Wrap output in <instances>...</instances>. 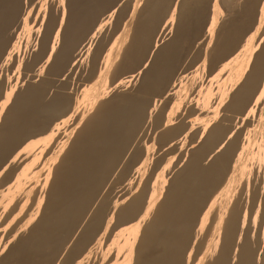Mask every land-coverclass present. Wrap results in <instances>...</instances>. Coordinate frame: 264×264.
<instances>
[{
  "label": "rangeland",
  "instance_id": "374dc122",
  "mask_svg": "<svg viewBox=\"0 0 264 264\" xmlns=\"http://www.w3.org/2000/svg\"><path fill=\"white\" fill-rule=\"evenodd\" d=\"M263 35L264 0H0V144L2 143L0 145V162H3L1 156L4 157V153L8 152L5 153V164L0 163V166L3 165L0 167V176H2L0 179V189L1 186L3 188V184L4 187H6L5 184L7 185L9 182V185H7L8 187H6L8 195L5 194L6 189H4L5 192H2V190L0 191V197L2 196L3 199H5L3 200L1 198L0 201V251L2 249L0 252V263L44 264L46 262L45 264H64L63 262H65V264H88L93 260L91 262L94 263L91 264H126V261L132 257H136L137 260L138 257L139 259L142 257L141 259L143 261L141 259L142 262L138 260V264H157V262L158 264L159 262L162 264V260L168 256L164 260V264L165 261L166 264H175L173 263V258L176 257L177 254H183V257L181 255V258L184 259V264H205L207 261L208 263L206 264L212 262H214L212 264H218L216 257H214V253L211 252L210 243L208 244V241H212V239H214L213 241H219V237L223 234V236H225H222L223 238H220V241L224 240V242L219 241L218 245L222 243L221 245L224 247V244L226 243V235L231 233V230L233 229L235 232H242L241 236L244 237V232L247 233V228L245 227L247 219L243 220L239 225L237 224L238 226L241 224V229L240 227L232 226L230 229H233H229V232L228 229L223 228L221 230L222 233H219L220 231L217 233L216 230H218V228L221 229L223 226L221 224L226 220L224 218H227L229 213L231 214V210L235 213H242L247 207H251L253 215L256 214V210H259L258 213L260 212L256 223L257 232L255 231L252 235H255V240L257 237L261 238V234L264 230V213L262 211L264 210V208H262V205L264 204V196L257 194L252 200L250 194L252 193L253 184L255 193L257 190L261 192L264 189V185H262L264 183V174H262L264 173V170L261 171L260 169H264V143H262V140L264 142V96H262V94H264V77L262 78V76H260L264 72ZM111 48H118L117 51L121 55L118 54V57L115 58V67L113 65L109 72L99 76L98 69L107 64V56ZM89 51H91L90 55L85 54V52ZM163 54L165 55L163 56ZM74 59H80L84 64H74ZM242 62L244 63L242 64ZM247 66L250 67L248 68ZM254 66H256L258 70ZM252 68L256 69H253V73L256 71L259 75L256 73H250ZM259 70H261V73ZM152 73L155 74V79L154 74L152 75ZM147 76L152 78H148ZM250 78H257L256 80L261 79L262 81H255L253 79L255 82H252V79ZM154 84L157 87H155ZM93 85H95L94 89L91 87ZM248 85L250 87L255 85V88L253 86L251 89ZM147 86L152 88L149 89ZM248 88L250 89L248 90ZM42 95L44 96L42 97ZM45 96L47 99L44 98ZM132 97L136 99L133 104L132 102L134 99ZM39 98L41 99V102H39ZM239 99L241 101H239ZM42 100L45 101L42 102ZM112 102L116 103H113V105ZM108 104H110L109 107ZM116 104L117 106H115ZM112 105L113 107L115 106L114 111H116V114L111 110L113 108ZM47 107L49 108L47 109ZM116 108L118 111L115 110ZM105 110H107L106 113H113V116L110 117L109 115L112 114H106ZM139 111L140 114L137 115ZM124 114L127 116H124ZM31 115L34 116L35 119L31 117ZM102 115H108L110 118H106ZM22 116L24 118H22ZM99 116H102V119ZM131 116L133 117L132 121H130V118H132ZM116 117L120 121H117ZM41 118H45L43 120L47 122L45 123ZM53 118L57 121L56 123L53 121ZM195 119H208L209 121L211 119L210 125L203 127L200 126L198 129L191 130L180 127L182 122ZM48 122L51 124L54 122L52 127ZM224 122L225 124L227 122V124L225 125ZM47 123L48 125H46ZM228 123L230 124L228 125ZM110 124H116L118 129L115 131L109 130L108 127ZM40 125L42 126L40 127ZM90 127L91 129L93 127V131L90 130ZM205 127L207 129H205ZM38 128L42 129L39 130ZM83 129H86L85 131L89 129V132H87L92 133L89 135L88 133L85 134ZM255 129L256 131H253ZM215 130H218L219 132L216 131L214 133ZM43 131H45L46 134L43 133ZM217 132L219 135H217ZM96 133L99 134L97 135ZM102 133H106V135ZM118 133L121 134L122 137ZM221 133L222 136H224L223 138ZM233 133L234 135H232ZM92 135L94 141L92 138H89L92 137ZM104 135L111 137L108 140ZM8 137L10 138L7 139ZM101 137L103 140L99 141V138L101 139ZM95 138H98V141ZM212 139H214V141H212ZM219 139H221V141L223 139L222 144L219 142ZM164 140H166V142ZM5 141L9 143L8 145L12 146H7V142L5 143ZM117 141H120V143L117 144ZM216 141H218L221 146H216L215 144H219ZM5 146H7L6 149ZM16 146L17 148H12ZM38 146L40 148H38ZM111 146L115 147L116 150L114 148H112L114 150L110 149ZM98 147L100 148V151L98 150ZM89 148H92L93 151H91L92 149L89 150ZM95 148L98 149L94 151ZM260 148L261 150L259 152ZM34 149L35 151L33 154ZM257 149L258 152L252 154L253 150L257 151ZM11 151H13V153ZM101 151H107L112 154L115 151V155L113 154L114 157L112 154L104 152V154L112 156H110L111 162H113L112 164L110 163L109 165L107 162V156L102 155L103 153ZM26 152L27 154H25ZM64 154H66L68 158ZM83 155L86 156L84 157ZM253 155L254 157H252ZM255 155L259 158H257V156L255 157ZM16 156L18 157L14 158ZM100 156L102 160L99 159ZM104 156L105 159H103ZM64 157L65 160H67L66 162ZM251 157L253 158V161L251 160ZM9 158L12 161L8 160ZM77 158H80V161ZM116 158L119 159L117 160ZM85 159H87V161ZM88 159L90 162L93 160V162L89 163ZM6 160L7 162H5ZM84 160L88 163L86 164L83 162ZM245 162L250 166L249 171H253L252 178L250 176L252 172L248 173V178L243 182L248 185L249 183L247 181L250 180L249 182L252 186L246 187L250 188L251 193H249V189H246V193L243 183L242 185L244 188L242 185L239 186L240 188H236V185L234 184V182L237 181L238 173H241L240 171L243 170L241 168H244L243 166L246 165ZM252 162H255L254 165L256 167H252ZM6 163L7 166H5ZM69 163L71 164L69 165ZM94 163L95 165L90 167V165ZM13 164H15L14 168ZM73 164L75 166H73ZM81 164L83 166H81ZM126 164L128 166H126ZM257 164L259 167H257ZM67 165H69V167ZM71 165L73 167L77 166V169L75 168L73 170ZM177 165L181 166V169L183 170L181 171L180 169V171L183 174L180 173V171L177 173L174 171V168H176ZM78 166H81L80 170L83 169V172L79 170ZM209 166H212V170ZM4 167H8L5 169L6 171H4ZM87 167H89V169ZM95 167H98L99 170H96ZM213 167H216L215 170ZM63 168H65V170ZM251 168L255 169L251 170ZM62 169L63 171H61ZM87 169L90 171L88 172ZM190 169L191 173H189ZM207 169H210L209 171L212 172H208ZM43 170H45L43 173L44 175H41V180L39 179V182H37L38 180L36 177L39 173L38 171L41 172ZM56 170H60L61 175H59L60 171L56 175ZM255 171H258L257 174L259 173L260 175L261 173L263 176L254 175ZM196 172L202 176L204 174L205 177L203 178L206 179L204 180L206 182L208 181L207 179L210 178L207 182L209 185L204 181L202 183L203 185L205 183L204 187L200 185L201 188L203 187V189L207 191H203V189L199 187V183L197 184L195 181L198 177ZM224 172H229V174L222 183L218 184V181L217 179L215 180V178L220 174H224ZM4 173H6V175H4ZM121 173L124 175L122 178H120L122 175ZM8 174L9 176H7ZM64 174H66L65 176L68 174V176L65 177ZM62 175L63 177H61ZM95 175H98L100 178ZM206 175H208L207 178ZM11 176L12 178H10ZM57 176H60V178L57 179ZM78 176L81 178H78ZM179 176L182 179L179 178ZM6 177H9V179L7 178V180ZM107 177L110 178L108 179ZM42 178L43 180L46 178V182L43 181ZM62 178H65L66 180L64 179L63 182ZM255 178L258 179V182ZM2 179L4 182H2ZM254 180L259 183V185ZM5 181L7 183H5ZM15 181H17V183ZM88 181L91 182L89 183ZM51 182H53V184L49 186ZM66 182L68 187L66 186ZM42 183H47L48 185L46 184L45 186V184L43 185ZM171 183L176 185L180 184L178 187L181 190L187 188V185L189 187L187 189H191L190 191H196L197 189H194L195 187H199L200 189V192L198 191L199 189L197 190L199 192L198 195L201 194L200 197H198V195L196 197H194L195 195L193 196L192 201L195 200L192 202V205H194L192 211L193 216L189 215L188 219H191L189 222L188 219L186 220L188 216H185V218L179 217L172 221L166 219L165 222L156 217V219H158L156 221L154 217L155 215L152 216L151 212L148 213L149 209L146 203H138L139 205L135 203V197L133 196L137 197L144 188H148V190L150 189V193L155 194V196H158L160 193V196L162 194L163 197L164 190L166 189L165 187L167 185V187H171ZM13 184L16 186L14 187ZM59 185L62 187H58ZM95 185L97 187H95ZM182 185L185 187H180ZM55 186L57 188L56 191ZM214 186L217 187L214 188ZM69 187H71L72 190ZM161 187L164 189L163 191H161ZM211 187L214 188L215 191L214 189L212 190ZM39 189H41L42 192L41 190L39 191ZM50 189L55 191V193L57 192L56 195L55 193H50V191L52 192ZM91 189L94 190L92 191ZM43 191L44 196L46 193L47 195L50 193L49 196L46 195V200L42 194ZM130 191L133 192L131 193ZM40 192L41 195L39 194ZM74 192L76 196L74 195ZM86 192L88 193L85 194ZM124 192L128 194L125 195ZM2 193L4 194L2 195ZM59 193H62V195ZM209 193L211 194V197H209ZM242 193L246 196H243ZM38 194L39 197H41V204L49 198L48 201L43 204L44 206L42 205L43 209L45 208L44 210L47 213L45 215L48 216V218L44 213L42 214L43 216L36 215L37 219L35 216L32 224L23 227L20 230V233L23 232L25 235L12 233L16 230V226H19L18 222L20 219L27 216L28 209H31L32 206H34V200L37 199ZM67 194L69 197L66 199ZM51 195H53V197ZM54 195L55 197H59H56V199ZM18 196L23 197L21 199L19 198V200L16 198ZM64 196L66 197L64 198ZM231 196H234V198ZM11 197H13V201L11 200ZM60 197L62 198L64 205L61 204L62 201ZM119 197L121 200H115ZM240 198L243 199L240 201ZM207 199L210 202H208ZM249 199L251 201H248ZM51 200L54 202V206L52 205ZM67 201H69V206ZM121 201L123 205L121 204ZM130 201H133V204ZM162 201H165L163 206L166 208V206H168L166 203L171 202L172 200H167L163 197ZM50 202L51 204L49 205ZM114 202H119V204H115ZM199 202H201V204ZM75 203L77 205H75ZM30 204L32 205L30 206ZM60 205L65 207L61 208ZM66 205L68 206L67 208ZM71 205L73 207H70ZM114 205H116V207ZM241 205L242 211L240 208ZM48 206L52 207L49 208ZM75 206H77V208ZM74 207L75 209L73 210ZM122 207H124V209ZM164 207L161 209H164ZM252 207H254V210ZM105 208L108 209L105 210ZM199 208L202 209L199 210ZM233 208L237 210L233 211ZM51 209H53L54 212ZM71 209L75 212H72ZM104 211L106 212L104 213ZM200 211L202 212L201 214ZM96 212H98V214ZM104 215L105 217L103 218ZM78 216L80 217L78 218ZM86 216L90 218L88 219ZM39 217H43L44 219ZM63 217L64 219H62ZM58 218L60 219L59 222ZM69 218L71 221L74 219L76 220H74L75 222L73 221L76 223V225L74 224L75 227H72L70 225L71 223L69 224L66 222H70ZM98 218L99 220H97ZM38 219L40 222L36 221ZM178 219L180 220V223H177L179 221ZM216 220L218 222H216ZM87 222L90 224H87ZM258 222L260 224L263 223L261 229L259 227L260 224L258 226ZM57 223L59 225L62 223V226L57 225ZM67 224H69L70 229L67 227ZM97 224L99 227H97ZM90 225L95 226L91 227ZM55 226L57 228H55ZM65 227L69 230H66ZM191 227L192 229H190ZM63 228L64 230H61ZM194 228L199 229L196 230ZM258 228L259 232L257 230ZM193 229L197 232H194ZM65 230L68 232L64 233ZM83 230L86 232L87 236L81 238L82 234L80 233L83 232V234H85ZM129 230L130 232L132 231L131 233L134 232V235H138H135V239L137 240L133 239V237L129 238ZM225 230L227 231V234L225 233ZM186 231L191 234L189 238L192 237V239H189V244L192 243V246L188 244L191 247H187V245V248L185 247L183 251H180L183 248L178 244V239L180 238L179 235H184ZM192 231L196 234L193 233L192 235ZM217 234L220 235L217 236ZM144 235L146 236L144 237ZM162 235H167V245H177L172 248L166 245L162 246ZM9 236L10 238H8ZM148 236L154 238V240L152 238L148 239ZM15 237H17L18 241ZM176 237H178L177 240ZM201 237L204 239V243L200 242L202 241ZM86 239L88 242L85 241ZM76 241L77 243L79 241H85L84 244L82 243L84 248L80 247ZM197 241L202 245L193 248V242H195L196 246L198 243ZM7 242H9L8 246L10 248H6ZM148 242H151L149 244L152 246H148ZM13 244H16V246ZM85 244H87V246ZM11 245L14 247L11 248ZM73 245L77 246L76 250L78 249L77 251L79 253L81 252L80 254H75L77 251L74 250L75 246ZM120 245L121 247H118ZM260 245L254 246L251 250L252 254H254L253 259L258 257L259 251L261 250ZM114 246L119 248L118 251H114L113 249L114 252L110 256L108 255L109 257L106 256L105 252L107 249H111ZM134 247L137 248L135 249ZM223 247H221V250H223ZM129 248L131 251L133 248V251H135L136 254L133 251L130 252ZM74 251L76 252L74 253ZM6 252L7 254H5ZM182 252H185L186 256H184L185 254ZM227 252L228 251H226V253ZM69 253L77 255V257L73 255L72 257ZM162 253L163 255L165 254V258H162ZM209 253L210 255L212 254L211 256L209 255L212 262H210L211 259L209 260V257H206ZM68 255L71 259L67 258ZM129 255L132 257L129 258ZM194 256L198 262L195 260ZM199 257H202L203 259H200ZM34 261L35 263H33ZM177 264H182V261Z\"/></svg>",
  "mask_w": 264,
  "mask_h": 264
},
{
  "label": "bare ground",
  "instance_id": "6f19581e",
  "mask_svg": "<svg viewBox=\"0 0 264 264\" xmlns=\"http://www.w3.org/2000/svg\"><path fill=\"white\" fill-rule=\"evenodd\" d=\"M128 35H129V34H128ZM256 35H257V34H256ZM97 36H98V35H97ZM97 36H96V37H97ZM263 36H264V35H263ZM257 37H258V36H257ZM260 37H261V36H260ZM260 37H259V38H260ZM96 39H97V38H96ZM123 39H124V38H123ZM122 41H123V40H122ZM172 42H173V41H172ZM123 43H124V42H123ZM117 49H118V48H117ZM117 49H116V48H111V50L108 52V56H107V57H108V61H107V64H106V65H103V67H101L100 69H98L99 72H98V70H97V72L99 73V76H101L102 74H106L107 72H109V70H110V69L112 68V66L114 65L115 58H117V57H118V54H120V53L117 51ZM145 49H146V48H145ZM72 50H73V49H72ZM76 50H77V49H76ZM74 51H75V50H74ZM149 51H150V50H149ZM152 52H154V51H152ZM152 52H151V53H152ZM164 52H165V51H164ZM81 53H82V52H81ZM85 54L90 55V54H91V51H89V52H85ZM83 55H84V54H83ZM99 55H100V53H99ZM120 55H121V54H120ZM120 55H119V56H120ZM164 55H165V54H163V56H164ZM94 56H95V55H94ZM163 56H162V58H163ZM97 57H98V56H97ZM105 59H106V58H105ZM97 60H98V59H97ZM160 60H161V59H160ZM262 60H263V59H262ZM138 61H139V60H138ZM147 61H148V60H147ZM167 61H169V60H167ZM260 61H261V60H260ZM263 61H264V60H263ZM74 62H75L74 64H77V65H79V64H84V62H83L82 60H80V59H74ZM100 62H101V61H100ZM117 62H118V61H117ZM153 62H154V61H153ZM71 63H72V62H71ZM135 63H136V62H135ZM159 63H160V62H159ZM170 63H172V62H170ZM243 63H244V62H242V64H243ZM245 63H246V62H245ZM257 63H258V62H257ZM259 63H260V62H259ZM262 63H263V62H262ZM69 64H70V63H69ZM115 64H116V63H115ZM136 64H137V63H136ZM136 64H135V65H136ZM156 64H157V63H156ZM141 65H142V64H141ZM151 65H152V64H151ZM171 65H172V64H171ZM247 65H248V64H247ZM256 65H257V64H256ZM261 65H262V64H261ZM154 66H155V65H154ZM157 66H158V65H157ZM157 66H156V67H157ZM165 66H166V65H165ZM74 67H75V66H74ZM114 67H115V65H114ZM156 67H155V68H156ZM247 67H248V66H247ZM249 67H250V66H249ZM249 67H248V68H249ZM254 67L258 70V68H257L256 66H254ZM258 67H259V66H258ZM148 68H149V67H148ZM160 68H161V66H160ZM255 68H252L250 73H253V69H255ZM144 69H145V68H144ZM256 69H255V70H256ZM262 69H263V68H262ZM142 70H143V69H142ZM149 70H150V68H149ZM149 70H148V71H149ZM151 70H152V69H151ZM148 71H147V73H148ZM259 71H260V73H261V70H259ZM259 71H258V73H259ZM263 71H264V70H263ZM142 72H143V71H142ZM151 72H152V71H151ZM254 73H256V71H255ZM254 73H253V74H254ZM263 73H264V72H263ZM263 73L260 75V76H262V78L264 77V74H263ZM144 74H145V71H144ZM153 74H154V73H152V75H153ZM157 74H158V73H157ZM256 74H257V73H256ZM139 75H140V74H139ZM152 75H151V76H152ZM251 75H252V74H251ZM257 75H259V74H257ZM257 75H256V76H257ZM97 76H98V75H97ZM97 76H96V77H97ZM103 76H104V75H103ZM109 76H110V75H109ZM149 76H150V75H149ZM254 76H255V75H254ZM260 76H259V77H260ZM105 77H106V76H105ZM107 77H108V76H107ZM134 77H135V75H134ZM136 77H137V76H136ZM145 77H146V76H145ZM147 77H148V76H147ZM152 77H153V76H152ZM152 77H148V78H152ZM101 78H102V77H101ZM103 78H104V77H103ZM137 78H138V77H137ZM142 78H143V77H142ZM159 78H160V77H159ZM260 78H261V77H260ZM139 79H141V78H139ZM143 79H144V78H143ZM146 79H147V78H146ZM154 79H155V74H154ZM160 79H161V78H160ZM162 79H163V78H162ZM250 79H252V82H253L254 80H255V81H259V80H260V82L262 81V80L259 79V78H258L259 80H256L257 78H256V79H254V78H250ZM253 79H254V80H253ZM147 80H148V79H147ZM245 80H246V79H245ZM263 80H264V79H263ZM160 81H161V80H160ZM255 81H254V82H255ZM137 82H138V81H137ZM141 82H142V81H141ZM141 82H140V83H141ZM158 82H159V80H158ZM245 82H246V81H245ZM95 83H96V82H95ZM151 83H154V82H151ZM249 83H250V82H249ZM96 84H97V83H96ZM137 84H138V83H137ZM155 84L157 85L156 82H155ZM155 84H154V86L157 87ZM158 84H160V83H158ZM256 84H257V83H256ZM256 84H255V85H256ZM148 85H150V84H148ZM250 85H251V84H250ZM255 85H253L254 88H255ZM261 85H262V84H261ZM100 86H101V85H100ZM100 86H99V87H100ZM141 86H142V85H141ZM151 86H152V84H151ZM246 86H247V85H246ZM246 86H245V87H246ZM248 86H249V85H248ZM253 86H251V87L249 86V87L252 89ZM91 87L94 89V88H95V85H93V86H91ZM97 87H98V86H97ZM147 87H148L149 89L152 88V87H150V86H147ZM237 87H238V86H237ZM208 88H209V87H208ZM242 88H243V87H242ZM250 88H248V90H249ZM93 89H92V90H93ZM101 89H103V88H101ZM144 89H145V88H144ZM153 89H154V88H153ZM261 89H262V88H261ZM103 90H105V89H103ZM208 90H209V89H208ZM254 90H255V89H254ZM145 91H146V90H145ZM149 91H150V90H149ZM220 91H221V90H220ZM239 91H240V90H239ZM250 91H251V90H250ZM102 92H103V91H102ZM104 92H105V91H104ZM143 93H144V92H143ZM33 94H34V93H33ZM33 94H32V95H33ZM144 94H145V93H144ZM34 95H35V94H34ZM38 96H39V95H38ZM43 96H44V95H42V97H43ZM46 96H47V95H46ZM46 96H45L44 98L47 99ZM254 96H255V95H254ZM262 96H264V94H262ZM42 97H40V98H42ZM259 97H260V96H259ZM40 98H39V100H40L39 102H41V99H40ZM48 98H49V97H48ZM125 98H126V97H125ZM125 98H123V99H125ZM127 98H128V97H127ZM132 98H133V97H132ZM46 99H45V100H46ZM49 99H50V98H49ZM52 99H53V98H52ZM129 99H130V98H129ZM129 99H128V100H129ZM133 99H134V98H133ZM246 99H248V98H246ZM250 99H251V98H250ZM257 99H258V98H257ZM34 100H35V99H34ZM45 100H42V102H44ZM128 100H127V101H128ZM135 100H136V99L133 100L132 104L135 102ZM242 100H243V99H242ZM252 100H253V99H252ZM254 100H255V98H254ZM260 100H262V99H260ZM48 101H50V100H48ZM48 101H46V102H48ZM52 101H53V100H52ZM127 101H126V102H127ZM239 101H241V100L239 99ZM33 102H34V101H33ZM35 102H36V100H35ZM37 102H38V100H37ZM39 102H38V103H39ZM126 102H124V103H126ZM129 102H130V101H129ZM19 103H21V102H19ZM113 103H116V102H112V104H113ZM118 103H119V102H118ZM118 103H117V104H118ZM130 103H131V102H130ZM32 104H33V103H32ZM117 104H116L115 106H117ZM119 104H120V103H119ZM122 104H123V102H122ZM126 104H128V103H126ZM126 104H125V106H126ZM232 104H233V103H232ZM109 105H110V104H108V107H109ZM113 105H114V104H113ZM113 105H112V107H113ZM129 105H130V104H129ZM246 105H247V104H246ZM53 106H54V105H53ZM115 106H114V107H115ZM56 107H57V105H56ZM58 107H59V106H58ZM114 107H113L111 110H113V112H115V114H116V111H114ZM122 107H124V106H122ZM36 108H37V106H36ZM48 108H49V107H47V109H48ZM50 108H51V107H50ZM54 108H55V106H54ZM105 108H106V107H105ZM110 108H111V107H110ZM120 108H121V107H120ZM126 108H127V107H126ZM137 108H138V107H137ZM137 108H136V109H137ZM252 108H253V107H252ZM258 108H259V107H258ZM56 109H58V108H56ZM59 109H60V107H59ZM121 109H122V108H121ZM235 109H237V108H235ZM42 110H43V108H42ZM54 110H55V109H54ZM103 110H104V109H103ZM108 110H109V108H108ZM115 110H117V108H116ZM118 110H119V106H118ZM118 110H117V111H118ZM125 110H126V109H125ZM33 111H34V110H33ZM55 111H56V110H55ZM58 111H59V110H58ZM140 111H142V110H140ZM140 111H139V113H138L137 115L140 114ZM241 111H242V110H241ZM106 112H107V110H105V113H106ZM108 112H109V111H108ZM120 112H121V111H120ZM128 112H129V111H128ZM137 112H138V111H137ZM263 112H264V111H263ZM26 113H27V112H26ZM103 113H104V112H103ZM103 113H102V114H103ZM109 113H110V112H109ZM109 113H106V114L109 115ZM118 113H119V112H118ZM129 113H130V112H129ZM27 114H28V113H27ZM110 114H112V115H109L110 117L113 116V113H110ZM125 114H126V113H125ZM125 114H124V116H127V115H125ZM135 114H136V113H135ZM14 115H16V114H14ZM18 115H19V114H18ZM32 115H33V114H32ZM32 115H31V117L34 118V116H32ZM37 115H38V114H37ZM108 115H102V116H105L106 118H110V117H108ZM151 115H152V114H151ZM20 116H21V115H20ZM102 116H101V117H102ZM114 116H115V115H114ZM117 116H119V115H117ZM158 116H159V115H158ZM38 117H39V116H38ZM99 117H100V116H99ZM101 117H100V118H101ZM105 117H104V118H105ZM120 117H121V116H120ZM120 117H119V118H120ZM131 117H132V116H131ZM22 118H24V117L22 116ZM33 118H30V119H33ZM45 118H46V117H45ZM45 118H41V119L43 120V119H45ZM48 118H49V117H48ZM104 118H103V120H104ZM112 118H113V117H112ZM116 118H117V117H116ZM152 118H153V117H152ZM34 119H35V118H34ZM46 119H47V118H46ZM51 119H52V118H51ZM101 119H102V118H101ZM130 119H131L130 121H132L133 117L130 118ZM36 120H37V119H36ZM36 120H35V121H36ZM110 120H111V119H110ZM110 120H109V121H110ZM114 120H115V119H114ZM122 120H123V119H122ZM152 120H153V119H152ZM184 120H185V119H184ZM207 120H208V119H207ZM207 120H206V119H205V120H197V119H195V120H192V121L189 120V121L182 122V123L180 122V123H181V124H180V125H181L180 127H181V128L184 127L185 129H190V130H191V129H196V128L198 129V127L200 128V126H202V127H203V126H209V125H210V121H211V119H210V121L208 120L209 122H208ZM215 120H216V119H215ZM229 120H230V119H229ZM233 120H234V119H233ZM35 121H34V122H35ZM43 121H44V120H43ZM53 121H55V123L57 122L54 118H53ZM97 121H98V120H97ZM112 121H113V119H112ZM117 121H120V120H118V118H117ZM126 121H127V120H126ZM180 121H181V120H180ZM182 121H183V120H182ZM222 121H223V120H222ZM224 121H225V120H224ZM31 122H32V121H31ZM39 122H40V121H39ZM44 122H45V121H44ZM44 122H43V123H44ZM46 122H47V121H46ZM46 122H45V123H46ZM123 122H124V121H123ZM40 123H41V122H40ZM48 123H50V122H48ZM48 123H47L46 125H48ZM213 123H214V120H213ZM38 124H39V123H38ZM50 124H51V123H50ZM52 124H54V122H53ZM52 124H51V127H52ZM94 124H95V123H94ZM127 124H128V123H127ZM182 124H183V125H182ZM224 124H225V122H224ZM226 124H227V122H226ZM226 124H225V125H226ZM229 124H230V123H228V125H229ZM9 125H10V124H9ZM23 125H25V124H23ZM23 125H22V126H23ZM32 125H34V124H32ZM124 125H125V124H124ZM220 125H221V124H220ZM222 125H223V124H222ZM225 125H224V126H225ZM4 126H5V125H4ZM41 126H42V125H40V127H41ZM43 126H44V125H43ZM93 127H94V126H93ZM93 127H92V129H93ZM121 127H122V126H121ZM169 127H170V126H169ZM21 128H22V127H21ZM34 128H35V127H34ZM45 128H47V127H45ZM48 128H49V126H48ZM48 128H47V130H49ZM119 128H120V126H119ZM167 128H168V127H167ZM230 128H231V127H230ZM27 129H28V128H27ZM38 129H39V128H38ZM40 129H42V128H40ZM40 129H39V130H40ZM43 129H44V128H43ZM86 129H87V128H86ZM86 129H83V130L85 131ZM92 129H91V127H90V130H92ZM108 129H109V130H113V131H115V130L118 129V128L116 127V124H110L109 127H108ZM121 129H122V128H121ZM129 129H130V128H129ZM205 129H207V128L205 127ZM211 129H212V128H211ZM219 129H220V128H219ZM226 129H228V128H226ZM258 129H259V128H258ZM24 130H25V129H24ZM39 130H38V131H39ZM44 130H45V129H44ZM126 130H127V129H126ZM22 131H23V130H22ZM26 131H27V130H26ZM29 131H30V130H29ZM29 131H28V132H29ZM32 131H33V130H32ZM49 131H50V130H49ZM87 131L89 132V129H88ZM87 131H85V134L88 133ZM92 131H93V130H92ZM216 131H218V130H215L214 133H215ZM251 131H252V130H251ZM253 131H256V129L253 130ZM36 132H37V131H36ZM218 132H219V131H218ZM218 132H217V135H219ZM225 132H226V131H225ZM259 132H260V131H259ZM30 133H31V132H30ZM43 133H45V131H43ZM91 133H92V132H91ZM91 133H88V135L91 134ZM100 133H101V132H100ZM119 133H120V132H119ZM119 133H118V134H119ZM210 133H212V132H210ZM41 134H42V133H41ZM45 134H46V133H45ZM96 134L98 135L99 133H96ZM102 134H105V135H106V133H102ZM195 134H196V133H195ZM8 135L10 136L9 133H8ZM30 135H31V134H30ZM33 135H34V134H33ZM105 135H104V136H105ZM108 135H109V133H108ZM110 135H111V133H110ZM119 135L121 136V134H119ZM171 135H172V134H171ZM208 135H209V133H208ZM232 135H234V133H233ZM3 136H4V135H3ZM21 136H23V135H21ZM84 136H86V135H84ZM101 136H103V135H101ZM206 136H207V135H206ZM206 136H204V137H206ZM221 136H222V133H221ZM262 136H263V135H262ZM5 137H7V136H5ZM24 137H26V136H24ZM31 137H32V136H31ZM31 137H30V138H31ZM34 137H35V135H34ZM87 137H88V136H87ZM105 137H107V136H105ZM110 137H111V136H110ZM110 137H107L108 140L110 139ZM121 137H122V136H121ZM217 137L220 138L219 136H217ZM217 137H216V138H217ZM223 137H224V136H222V138H223ZM252 137H253V136H252ZM9 138H10V137H8L7 139H9ZM12 138H13V137H12ZM16 138H17V137H16ZM21 138H22V137H21ZM27 138H28V137H27ZM89 138H92L93 141H94L93 135H92V137H89ZM107 138H106V140H107ZM112 138H114V137H112ZM118 138H119V137H118ZM218 138H217V139H218ZM233 138H234V136H233ZM258 138H259V137H258ZM95 139H96V138H95ZM97 139H98V138H97ZM97 139H96V140H97ZM119 139H121V138H119ZM217 139H216V140H217ZM254 139H255V138H254ZM100 140H103V138H102V137H101V139L99 138V141H100ZM124 140H125V139H124ZM178 140H179V139H178ZM9 141H10V140H9ZM97 141H98V140H97ZM111 141H112V140H111ZM114 141H116V140H114ZM122 141H123V140H122ZM122 141H121V142H122ZM164 141L166 142V140H164ZM212 141H214V139H212ZM0 142H1V141H0ZM6 142H7V141H5V143H6ZM10 142H11V141H10ZM106 142H107V141H106ZM108 142H110V141H108ZM162 142H163V141H162ZM216 142H217V143L221 142V144H222L223 139H222V141H221V139H219V142H218V141H216ZM255 142H256V141H255ZM19 143H20V141H19ZM26 143H27V142H26ZM114 143H115V142H114ZM118 143H120V141H119V142L117 141V144H118ZM213 143H214V142H213ZM213 143H212V144H213ZM262 143H264L263 140H262ZM1 144H2V143H1ZM1 144H0V145H1ZM8 144H9V143L7 142V144H6L7 146H12V145H8ZM10 144H11V143H10ZM41 144H42V143H41ZM93 144H94V143H93ZM109 144H110V143H109ZM192 144H193V143H192ZM221 144L219 143V144H215V145H216V146H217V145H220V146H221ZM259 144H260V143H259ZM14 145H15V144H14ZM198 145H199V144H198ZM7 146H5V149H6ZM31 146H32V145H31ZM35 146H36V144H35ZM41 146H42V145H41ZM88 146H89V145H88ZM99 146H100V145H99ZM102 146H103V145H102ZM102 146H101V148L103 149ZM108 146H110V145H108ZM112 146H113V145H112ZM112 146H111L110 149H112V148L115 149V147H112ZM241 146H242V145H241ZM256 146H257V145H256ZM27 147H28V146H27ZM29 147H30V146H29ZM89 147H90V146H89ZM93 147H95V146H93ZM117 147H118V146H117ZM258 147H259V145H258ZM12 148H13V149H14V148H17V146H16V147H12ZM31 148H33V147H31ZM31 148H30V150H31ZM35 148H36V147H35ZM38 148H40V147L38 146ZM87 148H88V147H87ZM98 148H99V147H98ZM98 148H95L94 151H96V149H98ZM105 148H106V146H105ZM5 149H4V150H5ZM25 149H26V148H25ZM25 149H24V150H25ZM80 149H81V148H80ZM80 149H79V150H80ZM90 149H92V148H89V150H90ZM114 149H112V150H114ZM118 149H119V148H118ZM36 150H37V149H36ZM70 150H71V149H70ZM98 150L100 151V148H99ZM115 150H116V149H115ZM260 150H261V148L259 149V152H260ZM34 151H35V149L33 150V154H34ZM85 151H86V150H85ZM91 151H93V149H92ZM91 151H90V152H91ZM102 151H103V150H102ZM102 151H101V152H102ZM11 152L13 153V151H11ZM27 152H28V151H27ZM27 152H26L25 154H27ZM83 152H84V150H83ZM83 152H82V153H83ZM88 152H89V151H88ZM104 152H107V151H104ZM104 152H102V153H103L102 155H106V154H104ZM111 152H113V151H111ZM114 152H115V151H114ZM114 152H113V154L115 155ZM254 152H258V149H257V151H254V150H253V153H252V154H254ZM5 153H8V152H5ZM5 153H4V157H5ZM9 153H10V151H9ZM67 153H68V152H67ZM73 153H74V152H73ZM84 153H85V152H84ZM84 153H83V154H84ZM94 153H96V152H94ZM97 153H98V152H97ZM107 153H108V152H107ZM262 153H263V152H262ZM22 154H23V153H22ZM30 154H31V152H30ZM74 154H75V153H74ZM76 154H77V151H76ZM98 154H99V153H98ZM108 154H112V153H108ZM108 154L106 155V156H107V162H108L109 165H110V163L112 164L113 162H111V159H110V156H111V155L109 156ZM113 154H112V156H113ZM181 154H182V153H181ZM257 154H258V153H257ZM263 154H264V153H263ZM6 155H7V154H6ZM14 155H16V154H14ZM64 155H66V154H64ZM68 155H69V153H68ZM88 155H89V154H88ZM99 155H100V154H99ZM258 155H259V154H258ZM9 156H10V155H9ZM28 156H29V155H28ZM71 156H72V155H71ZM76 156H77V155H76ZM80 156H81V155H80ZM83 156L85 157L86 155H83ZM93 156H94V155H93ZM112 156H111V157H112ZM246 156H247V155H246ZM256 156H257V155H255V157H256ZM1 157H2V159H3V160H2L3 162H0V163L5 164V163H4V157H3V156H1ZM11 157H12V156H11ZM17 157H18V156L14 157V158H17ZM66 157H67V155H66ZM72 157H73V156H72ZM84 157H83V158H84ZM87 157H89V156H87ZM87 157H86V158H87ZM95 157H96V155H95ZM113 157H114V156H113ZM252 157H254V155H253ZM252 157H251V160L253 161V158H252ZM12 158H13V157H12ZM21 158H22V157H21ZM67 158H68V157H67ZM92 158H94V157H92ZM96 158H97V157H96ZM174 158H175V157H174ZM198 158H199V157H198ZM249 158H250V157H249ZM257 158H259V157L257 156ZM39 159H40V158H39ZM74 159H75V158H74ZM77 159H78V158H77ZM77 159H76V160H77ZM79 159H80V158H79ZM79 159H78V160H79ZM99 159L102 160V159H101V156L99 157ZM99 159H97V160H99ZM103 159H105V156L103 157ZM116 159H117V158H116ZM116 159H115V160H116ZM118 159H119V158H118ZM118 159H117V160H118ZM126 159H127V158H126ZM146 159H147V158H146ZM209 159H210V158H209ZM226 159H227V158H226ZM244 159H245V158H244ZM261 159H262V158H261ZM8 160H10V158H9ZM14 160H16V159H14ZM22 160H23V159H22ZM64 160H65V157H64ZM82 160H83V159H82ZM82 160H81V162H82ZM85 160L87 161V159H85ZM85 160H84L83 162H85ZM88 160H89V159H88ZM94 160H95V159H94ZM174 160H175V159H174ZM254 160H255V159H254ZM10 161H12V160H10ZM10 161H9V162H10ZM66 161H67V160H65V162H66ZM79 161H80V160H79ZM79 161H78V162H79ZM112 161H113V160H112ZM124 161H125V160H124ZM130 161H131V160H130ZM255 161H257V160H255ZM258 161H259V160H258ZM5 162H7V160H6ZM9 162H8V165H9ZM15 162H16V161H15ZM21 162H22V161H21ZM21 162H20V163H21ZM32 162H33V161H32ZM63 162H64V161H63ZM74 162H75V161H74ZM76 162H77V161H76ZM81 162H80V163H81ZM91 162H93V160H92ZM91 162H90V160H89V163H91ZM95 162H96V161H95ZM99 162H101V161H99ZM103 162H104V161H103ZM143 162H144V161H143ZM224 162H225V161H224ZM239 162H240V161H239ZM259 162H260V161H259ZM71 163H72V162H71ZM71 163H69V165H70ZM85 163L87 164L88 162H85ZM96 163H97V162H96ZM101 163H102V162H101ZM195 163H196V162H195ZM217 163H218V162H217ZM245 163H246V162H245ZM250 163H251V162H250ZM252 163H253L252 167H254V166H255V165H254L255 162H252ZM2 164H1V165H2ZM10 164H12V163H10ZM16 164H17V163H16ZM75 164H77V163H75ZM184 164H185V162H184ZM259 164H260V163H259ZM14 165H15V164H13V168H14ZM18 165H19V164H18ZM69 165H67V166L69 167ZM78 165H79V163H78ZM83 165H84V163H83ZM83 165L81 164V166H83ZM92 165H95V163H94V164H91L90 167H91ZM106 165H107V164H106ZM124 165H125V164H124ZM190 165H191V164H190ZM218 165H219V163H218ZM228 165H229V164H228ZM244 165H245V164H244ZM246 165H248V164L246 163ZM246 165L243 166L244 168H241V167H240V168L243 169V170L240 171L241 173H238L239 175H238V177H237V181L234 180V181H236V182H234V184L236 185V188H240L239 186L242 185V183L244 182V180L246 181V179L248 178V176H247L248 173H251V172H252L251 175H250L251 178H252L253 171L250 172V171H249L250 166H249V165L246 166ZM2 166H3V165H2ZM2 166H0V167H2ZM5 166H7V163H6ZM20 166H21V165H20ZM71 166H72V165H71ZM71 166H70V167H71ZM73 166H75V165L73 164ZM73 166H72V167H73ZM81 166H78L79 170H80ZM87 166H88V165H87ZM126 166H128V165L126 164ZM171 166H172V165H171ZM260 166H263V165H260ZM18 167H19V166H18ZM102 167H103V166H102ZM102 167H101V168H102ZM117 167H118V166H117ZM130 167H131V166H130ZM186 167H188V166H186ZM209 167H210V169H211L212 166H209ZM255 167H256V166H255ZM257 167H259L258 164H257ZM7 168H8V167H7ZM7 168L4 167V171H6L5 169H7ZM11 168H12V166H11ZM24 168H25V167H24ZM43 168H44V167H43ZM49 168H50V167H49ZM59 168H60V167H59ZM75 168L77 169V166H76V167H73V170H74ZM87 168L89 169V167H87ZM95 168H96V167H95ZM111 168H112V167H111ZM172 168H173V167H172ZM188 168H189V167H188ZM204 168H205V167H204ZM213 168H214V167H213ZM215 168H216V167H215ZM215 168H214V170H215ZM219 168H220V167H219ZM222 168H223V167H222ZM224 168H225V167H224ZM27 169H28V168H27ZM63 169L65 170V168H63ZM63 169H62L61 171H63ZM85 169H86V167H85ZM88 169H87V170H88ZM90 169H91V168H90ZM97 169H98V167L96 168V170H97ZM108 169H109V167H108ZM119 169H120V168H119ZM180 169H181V166H178V165H177V167L174 168V171L177 173V172L180 171ZM210 169H209V170H210ZM227 169H228V168H227ZM252 169L254 170L255 168H251V170H252ZM260 169H261V171L264 170V169H262V168H260ZM1 170H3V169H1ZM73 170H72V171H73ZM79 170H77V171H79ZM82 170H83V169H82ZM82 170H80V171H82ZM98 170H99V169H98ZM101 170H102V169H101ZM124 170H126V169H124ZM182 170H183V169H181V171H182ZM209 170L207 169L208 172H212V171H209ZM211 170H212V169H211ZM231 170H233V169H231ZM258 170H259V169H258ZM8 171H10V170H8ZM12 171H13V170H12ZM44 171H45V170H43V171H41V172L38 171L39 173L37 174V177H36V179L38 180V181L36 180L37 182H39V179L41 180L40 177H42L41 175H44V174H43ZM47 171H48V170H47ZM59 171H60V170H59ZM59 171L56 170V172H57V173L55 172L56 175L58 174ZM61 171H60V174H59V175H61ZM68 171H69V168H68ZM89 171H90V170H88V172H89ZM108 171H109V170H108ZM120 171H121V170H120ZM181 171H180V173H182ZM234 171H235V170H234ZM248 171H249V172H248ZM2 172H3V171H2ZM10 172H11V171H10ZM51 172H52V171H51ZM75 172H76V170H75ZM75 172H74V173H75ZM82 172H83V171H82ZM86 172H87V171H86ZM98 172H99V171H98ZM125 172H126V171H125ZM184 172H185V171H184ZM199 172H200V171H199ZM201 172H202V171H201ZM230 172H231V171H230ZM257 172H258V171H255V172H254V175H256V176L259 175V173L257 174ZM263 172H264V171H263ZM0 173H1V172H0ZM11 173H12V172H11ZM11 173H9V174H11ZM22 173H23V172H22ZM45 173H46V172H45ZM62 173H63V172H62ZM65 173H66V172H65ZM69 173H70V172H69ZM80 173H81V172H80ZM84 173H85V172H84ZM84 173H83V174H84ZM96 173H97V172H96ZM106 173H107V172H106ZM173 173H174V172H173ZM180 173H179V174H180ZM186 173H188V172H186ZM189 173H191V169H190ZM196 173H197V172H196ZM206 173H207V172H206ZM255 173H256V174H255ZM9 174H8L7 176H9ZM13 174H14V173H13ZM52 174H53V173H52ZM75 174H76V173H75ZM75 174H74V175H75ZM88 174H89V173H88ZM104 174H105V173H104ZM107 174H108V173H107ZM119 174H120V173H119ZM121 174H122V175H121L120 178H122V176H124L123 173H121ZM132 174H133V173H132ZM171 174H172V173H171ZM182 174H183V173H182ZM204 174H205V171H204ZM204 174H203V176H202L201 174L199 175V174L197 173L198 177H197V175H196L197 179H196L195 181L197 182V184L199 183V187H200V188H201L200 185H202V186L204 187L205 183L207 184V182H208L209 179H210V178L207 179V180H208L207 182L204 181V180H206L205 178H203V177H205ZM228 174H229V172H227V173L224 172V174H220V175L217 174L218 177L215 178V180L217 179L218 184H220V183H222V181L226 178V176H227ZM262 174H264V173H262ZM262 174L260 173V175H262ZM4 175H6V173H4ZM65 175H66V174H64V176H65ZM79 175H80V174H79ZM126 175H127V174H126ZM130 175H131V174H130ZM130 175H129V176H130ZM208 175H209V174H208ZM208 175H206V178H207ZM260 175H259V176H260ZM18 176H19V175H18ZM30 176H31V175H30ZM51 176H52V175H51ZM53 176H54V175H53ZM67 176H68V174H67ZM67 176H65V177H67ZM75 176H77V175H75ZM85 176H86V174H85ZM95 176L97 177L98 175H95ZM100 176H101V175H100ZM119 176H120V175H119ZM131 176H132V175H131ZM259 176H258V177H259ZM262 176H263V175H262ZM1 177H2V176H0V179H1ZM47 177H50V176H47ZM61 177H63V175H62ZM71 177H72V176H71ZM82 177H83V176H82ZM88 177H89V176H88ZM92 177H93V175H92ZM96 177H94V178H96ZM98 177H99V176H98ZM112 177H113V176H112ZM125 177H126V176H125ZM125 177H123V178H125ZM210 177H211V175H210ZM254 177H255V176H254ZM258 177H257V178H258ZM4 178H5V177H4ZM4 178H3V179H4ZM7 178L9 179V177H6V179H7ZM10 178H12V176H11ZM56 178L58 179V178H60V176H57ZM72 178H73V177H72ZM78 178H81V177L78 176ZM94 178H92V179H94ZM99 178H100V177H99ZM107 178H108V177H107ZM109 178H110V177H109ZM109 178H108V179H109ZM115 178H117V177H115ZM120 178H119V179H120ZM126 178H127V177H126ZM130 178H131V177H130ZM179 178H181V177L179 176ZM189 178H190V177H189ZM257 178H255L256 181L258 180ZM3 179H2V182H4ZM8 179H7V180H8ZM14 179H16V178H14ZM14 179H13V180H14ZM18 179H19V178H18ZM45 179H46V178H45ZM45 179L43 180V178H42V180L46 182ZM47 179H49V178H47ZM52 179H53V178H52ZM62 179H63V182H64V179H65V178H62ZM67 179H68V178H67ZM74 179H76V178H74ZM104 179H105V178H104ZM112 179H113V178H112ZM119 179H117V180H119ZM157 179H158V178H157ZM181 179H182V178H181ZM192 179H193V177H192ZM192 179H190V180H192ZM50 180H51V179H50ZM65 180H66V179H65ZM76 180H78V179H76ZM90 180H91V179H90ZM114 180H115V179H114ZM130 180H131V179H130ZM186 180H187V179H186ZM186 180H185V182H186ZM190 180H189V181H190ZM193 180H194V179H193ZM211 180H212V179H211ZM213 180H214V179H213ZM36 181H35V184H36ZM47 181H49V180H47ZM71 181H72V180H71ZM203 181L205 182L204 185L202 184ZM217 181H216V182H217ZM249 181H250V180L247 181V182L249 183L248 185H246V183H243V185L245 186V191H246V189H249V193H251L250 188H247V187L252 186L251 183H250ZM254 181H255V180H254ZM256 181H255V182H256ZM2 182H1V183H2ZM10 182H11V181H10ZM15 182L17 183V181H15ZM60 182H61V180H60ZM63 182H62V183H63ZM88 182H89V181H88ZM90 182H91V181H90ZM90 182H89V183H90ZM111 182H112V181H111ZM111 182H110V183H111ZM120 182H121V181H120ZM127 182H128V180H127ZM131 182H132V181H131ZM190 182H191V181H190ZM196 182H195V183H196ZM257 182H258V181H257ZM257 182H256V183H257ZM263 182H264V181H263ZM5 183H7V182L5 181ZM8 183H9V182H8ZM8 183H7V185H9ZM12 183H13V181H12ZM12 183H10V184H12ZM16 183H15V184H16ZM73 183H74V182H73ZM114 183H116V182H114ZM125 183H126V181H125ZM144 183H145V182H144ZM147 183H148V182H147ZM176 183H178V182H176ZM213 183H215V182H213ZM231 183H232V182H231ZM252 183H253V180H252ZM256 183H255V185H256ZM15 184H13L14 187L16 186ZM42 184L44 185L45 183H42ZM46 184H47V183H46ZM46 184H45V186H46ZM52 184H53V182H51V184H50L49 186H51ZM58 184H59V180H58ZM92 184H93V181H92ZM141 184H142V183H141ZM154 184H155V183H154ZM171 184H172V183H171ZM216 184H217V183H216ZM257 184L259 185V183H257ZM1 185H2V184H1ZM7 185L5 184L6 187H8ZM47 185H48V184H47ZM54 185H55V182H54ZM72 185H73V184H72ZM75 185H76V184H75ZM85 185H86V184H85ZM143 185H144V184H143ZM145 185H146V184H145ZM169 185H170V184H169ZM173 185H176V184H172V186H173ZM178 185H180V184H177L176 186H173V187H172V186H171V187H167V186H168V185H167V186L165 187V188H166L165 190L162 189V187L160 188V189H162L161 191L164 190V193L162 192L163 195H164V196H163L164 199L166 198L167 200H172L171 202H167V203H166L168 206H166V205L164 204V205L166 206V208L163 206V203H164L165 201H164V202L162 201V198H163V197H162V194H161V196H160V193H159L158 196H157V195L155 196V194H153V193L151 194V193H150V189L148 190V188H144V189L138 194L137 197H136V196H133V197H135V203H137V205H139L140 203H146V204L148 205V209H149L148 213L151 212L152 216L155 215V216H154L155 219H156V217H157V218H160L163 222H165L166 219L169 220V221H172V220H174V219L176 220V218H179V217H181V218L184 217V218H185V216H186V217L188 216V217L186 218V220H187V219L189 218V215H190V216H193V215H192V214H193L192 211H193V209H194V205H192V202H194L195 200L192 201V199H193V196H194V195H195L194 197H196V196L199 194L200 189H199V187H198V188L195 187L194 189H197V190L199 189V190H198L199 192H198L197 190H196V191L194 190L195 192H194L193 190L190 191L191 189H187V188H189L188 185H187V186H186L187 188H185L184 190H181V189H179ZM184 185H185V184H184ZM207 185H209V184H207ZM207 185H206V186H207ZM222 185H223V184H222ZM243 185H242V187L244 188ZM262 185H264V183H263ZM17 186H18V185H17ZM56 186H57V180H56ZM56 186H55V191H56V189H57ZM60 186H61V185H59L58 187H60ZM66 186H67V182H66ZM88 186H89V185H88ZM110 186H111V185H110ZM114 186H115V184H114ZM117 186H118V185H117ZM162 186H164V185H162ZM196 186H198V185H196ZM217 186H218V185H217ZM217 186H214V188H216ZM226 186H227V185H226ZM246 186H247V187H246ZM253 186H254V184H253ZM253 186H252V193L250 194V196L252 197V200H253V198L256 197L257 194L260 195V196H264V189H263L261 192H260L259 190L256 189L257 192L255 193V190H254ZM6 187H4V184H3V188H2V186H1L0 191L2 190V192H5L4 189H6V192H7V188H6ZM61 187H62V186H61ZM61 187H60V188H61ZM67 187H68V186H67ZM71 187H72V186H71ZM71 187H69V188L71 189ZM93 187H94V186H93ZM95 187H97V186L95 185ZM121 187H122V186H121ZM123 187H124V186H123ZM139 187H141V186H139ZM180 187H185V186L182 185V186H180ZM203 187H202L201 189H203ZM223 187H224V186H223ZM261 187H262V186H261ZM18 188H19V187H18ZM21 188H22V187H21ZM42 188H43V187H42ZM42 188H41V189H42ZM48 188H49V187H48ZM52 188H53V187H52ZM72 188H73V187H72ZM84 188H85V186H84ZM142 188H143V186H142ZM163 188H164V187H163ZM205 188H206V187H205ZM211 188H212V187H211ZM214 188H212V190H213ZM255 188H256V186H255ZM41 189H39V191H40ZM58 189H59V188H58ZM124 189H125V188H124ZM132 189H133V188H132ZM192 189H193V188H192ZM206 189H207V188H206ZM261 189H262V188H261ZM261 189H260V190H261ZM8 190H9V189H8ZM11 190H12V189H11ZM14 190H15V189H14ZM50 190H52V189H50ZM53 190H54V188H53ZM53 190H52V192L50 191V193H55V191H53ZM60 190H62V189H60ZM71 190H72V189H71ZM81 190H82V189H81ZM91 190H92V189H91ZM93 190H94V189H93ZM93 190H92V191H93ZM113 190H114V189H113ZM204 190H205V189H203V191H204ZM220 190H222V189H220ZM220 190H219V191H220ZM227 190H228V189H227ZM18 191H19V190H18ZM44 191H45V190H44ZM44 191H43V193H42L43 196H44ZM47 191H48V190H47ZM47 191H46V192H47ZM57 191H58V190H57ZM68 191H69V189H68ZM83 191H85V190H83ZM88 191H89V190H88ZM133 191H134V190H133ZM133 191H132V192H133ZM201 191H202V190H201ZM205 191H207V190H205ZM214 191H215V189H214ZM214 191H213V192H214ZM245 191H244V194H245ZM6 192H5V194L8 195V192H7V193H6ZM41 192H42V190H41ZM41 192L39 193L40 195H41ZM77 192H78V191H77ZM90 192H91V191H90ZM111 192H112V191H111ZM126 192H127V191H126ZM130 192H131V191H130ZM132 192H131V193H132ZM134 192H135V191H134ZM197 192H198V193H197ZM209 192H210V191H209ZM233 192H234V191H233ZM240 192H241V191H240ZM9 193H10V191H9ZM18 193H19V192H18ZM50 193H49V195H50ZM56 193H57V192H56ZM56 193H55V195H56ZM79 193H80V192H79ZM87 193H88V192H86L85 194H87ZM108 193H109V192H108ZM124 193H125V192H124ZM137 193H138V192H137ZM211 193H212V192H211ZM246 193H247V191H246ZM0 194H1V192H0ZM3 194H4V193H2V195H3ZM20 194H22V193H20ZM39 194H38L37 199L34 200V201H35L34 206H32L31 209H28L29 211L27 212V213H28L27 216L23 214V215L26 216V217H22V218L20 219V221L18 222V223H19V224H18L19 226H16V227H17L16 230H14V231L12 230V231H13L12 233H14V234L17 233L18 235H19V234L25 235V233L23 234V232L20 233V230H21L23 227H26V226H29L30 224H32V223L34 222V219H33V218H34L36 215H39V216H40V215H42L43 213H44V215L47 214V213L45 212V210H44L45 208L43 209L42 205H43L44 203H46V202L48 201L49 198L47 199V201H45V202L43 201V203L41 204V202H40V201H41V200H40L41 197H39ZM59 194H60V193H59ZM70 194H71V193H70ZM127 194H128V193H125V195H127ZM209 194H210V193H209ZM215 194H216V193H215ZM220 194H221V193H220ZM244 194L242 193L243 196H246V195H244ZM14 195H16V194H14ZM46 195H47V193L45 194L44 199H45V197L49 196V195H47V196H46ZM55 195H54V197H55ZM57 195H58V194H57ZM60 195H62V193H61ZM74 195H75V192H74ZM80 195H81V194H80ZM82 195H84V194H82ZM200 195H201V194H200ZM200 195H198V197H200ZM242 195H241V197H242ZM34 196H36V195H34ZM51 196L53 197V195H51ZM51 196H50V197H51ZM71 196H72V195H71ZM75 196H76V195H75ZM84 196H85V195H84ZM105 196H106V195H105ZM128 196H129V195H128ZM206 196H207V195H206ZM213 196H214V195H213ZM250 196H249V197H250ZM4 197H5V196H4ZM22 197H23V196H22ZM22 197H21V196H18V197H16V198H17V199H19V198L21 199ZM56 197H59V196H56ZM56 197H55V198H56ZM65 197H66V196H64V198H65ZM68 197H69V196H68V194H67L66 199H67ZM131 197H132V196H131ZM191 197H192V198H191ZM198 197H197V198H198ZM209 197H211V194H210ZM231 197L234 198V196H231ZM231 197H230V198H231ZM1 198L3 199V197H2V196L0 197V201H1ZM7 198H8V197H7ZM11 198H12L11 200L13 201V197H11ZM42 198H43V197H42ZM60 198H61V197H60ZM71 198H72V197H71ZM71 198H69V199H71ZM73 198H74V197H73ZM76 198H77V197H76ZM82 198H83V197H82ZM84 198H86V197H84ZM104 198H105V197H104ZM202 198H203V197H202ZM262 198H263V197H262ZM8 199H10V198H8ZM8 199H7V200H8ZM20 199H19V200H20ZM56 199H57V198H56ZM69 199H68V200H69ZM117 199H118V200H119V199L121 200L120 197H119V198H116L115 200H117ZM122 199H124V198H122ZM129 199H130V198H129ZM133 199H134V198H133ZM242 199H243V198H240V201H241ZM245 199H246V197H245ZM3 200H5V199H3ZM14 200H16V199H14ZM32 200H33V199H32ZM45 200H46V199H45ZM63 200H64V199H63ZM71 200H72V199H71ZM74 200H75V199H74ZM74 200H73V201H74ZM110 200H111V199H110ZM127 200H128V199H127ZM130 200H131V199H130ZM197 200H198V199H197ZM197 200H196V201H197ZM234 200H235V199H234ZM238 200H239V198H238ZM8 201H9V200H8ZM8 201H7V202H8ZM34 201H33V203H34ZM49 201H50V200H49ZM61 201H62V198H61ZM64 201H65V200H64ZM103 201H104V200H103ZM112 201H113V200H112ZM201 201H203V200H201ZM205 201H206V200H205ZM207 201H208V199H207ZM215 201H216V200H215ZM248 201H251V200L249 199ZM5 202H6V201H5ZM9 202H10V201H9ZM51 202H52V200H51ZM51 202L49 203V205L51 204ZM70 202H71V201H70ZM84 202H85V201H84ZM126 202H127V201H126ZM130 202H132V204H133V201H130ZM208 202H210V201H208ZM208 202H207V204H208ZM218 202H219V201H218ZM246 202H247V201H246ZM28 203H29V202H28ZM33 203H32V204H33ZM53 203H54V202H52V205L54 206L55 204H53ZM57 203H58V202H57ZM63 203H64V202L62 201L61 204L64 205ZM67 203H68V206H69V205H70V204H69V201H67ZM114 203H115V202H114ZM138 203H139V204H138ZM168 203H169V204H168ZM199 203L201 204V202H199ZM203 203H204V202H203ZM203 203H202V204H203ZM213 203H214V202H213ZM219 203H220V202H219ZM233 203H235V202H233ZM237 203H238V202H237ZM242 203H243V202H242ZM258 203H259V202H258ZM263 203H264V201H263ZM32 204H30V206H31ZM58 204H59V203H58ZM84 204H85V203H84ZM104 204H105V203H104ZM106 204H108V203H106ZM115 204H119V202H118V203H115ZM121 204H122V201H121ZM247 204H248V203H247ZM46 205H47V204H46ZM46 205H45V206H46ZM75 205H77V204L75 203ZM122 205H123V204H122ZM125 205H126V204H125ZM195 205H196V203H195ZM220 205H221V203H220ZM30 206H29V207H30ZM43 206H44V205H43ZM60 206H61V205H60ZM68 206L66 205V208H67ZM86 206H87V205H86ZM110 206H111V205H110ZM114 206L116 207V205H114ZM130 206H132V205H130ZM203 206H204V205H203ZM234 206H235V205H234ZM238 206H239V205H238ZM244 206H245V205H244ZM48 207H49V206H48ZM50 207H52V206H50ZM50 207H49V208H50ZM64 207H65V206H63V207L61 206V208H64ZM70 207H73V206L71 205ZM75 207L77 208V206H75ZM75 207L73 208V210L75 209ZM78 207H79V206H78ZM96 207H98V206H96ZM104 207H105V206H104ZM117 207H118V206H117ZM146 207H147V206H146ZM162 207H164V209H161ZM198 207H201V206H198ZM236 207H237V206H236ZM241 207H242V205L240 206V208H241ZM66 208H65V209H66ZM82 208H85V207H82ZM108 208H109V207H108ZM108 208H107V209H108ZM119 208H121V207H119ZM122 208L124 209V207H122ZM128 208H129V207H128ZM204 208H205V207H204ZM221 208H222V207H221ZM240 208H239V209H240ZM252 208H253V210H254V207H252ZM259 208H261V207H259ZM262 208H264V204L262 205ZM262 208H261V209H262ZM69 209H70V208H69ZM98 209H99V208H98ZM107 209L105 208V210H107ZM195 209H196V208H195ZM200 209H202V208H199V210H200ZM212 209H213V208H212ZM215 209H216V208H215ZM229 209H230V207H229ZM233 209H234V208H233ZM243 209H244V208H243ZM250 209H251V207H250V208L247 207L246 210H244L242 213H239V212H236V213H235V212H232V210H231V214L229 213L228 216H227V218H224V219H226V220H224L223 223L221 224V225H223V226L221 227V229L218 228V230H216L217 233H218L219 231H220L219 233H222L221 230H222V228H223V229H228V232H229L230 227H232V226H233V227H240L241 224H240V226H238L239 223H241L243 220L247 219V220H246V225L244 224L245 227L247 228V229H246V230H247V231H246L247 233L244 232V237L241 236V233H242V232H240V231H239V232H238V231L235 232V230H234L233 228H231V229H233V230L230 229V230H231V233H229V234H227V231L225 230L226 232H225V231H224V232L228 235V236L226 235V241H225V242H226V243H225L226 245L224 244V247H223V245H221L222 243H220L221 247H223V250H221L222 248L220 247V245H218V243H219V241L221 240L220 238H223L225 235L223 236V234H222L223 237H222V236L219 237V241H217V240H216V241H213L214 239H212L213 242L210 241V240L208 241V244L210 243V249H211V252L214 253V255H215L214 257H216V260H217L218 264H263V260H264V230H263V232H262V234H261V235H262L261 238H260V237H257V235H256L257 239L255 240V235H254V236L252 235V234H254V232L256 231V228H257L256 223H257V219H258V214H259L260 212L258 213L259 210H256V211H257L256 214L253 215V213H252V209H251V210H250ZM256 209H257V208H256ZM16 210H17V209H16ZM51 210L53 211V209H51ZM84 210H85V209H84ZM121 210H122V209H121ZM197 210H198V209H197ZM197 210H196V211H197ZM199 210H198V211H199ZM236 210H237V209H234L233 211H236ZM3 211H4V210H3ZM67 211H68V210H67ZM71 211H72V209H71ZM79 211H80V210H79ZM89 211H90V210H89ZM94 211H95V210H94ZM100 211H101V210H100ZM134 211H135V209H134ZM196 211H195V212H196ZM212 211H213V210H212ZM241 211H242V208H241ZM262 211H263V213H264V210H262ZM53 212H54V211H53ZM53 212H52V213H53ZM55 212H56V211H55ZM57 212H58V211H57ZM65 212H66V210H65ZM72 212H75V211H72ZM105 212H106V211H104V213H105ZM108 212H109V211H108ZM124 212H126V211H124ZM203 212H204V211H203ZM207 212H208V211H207ZM213 212H214V211H213ZM216 212H217V211H216ZM220 212H222V211H220ZM223 212H224V211H223ZM60 213H61V210H60ZM60 213H59V214H60ZM66 213H67V212H66ZM66 213H64V214H66ZM79 213H80V212H79ZM79 213H78V214H79ZM88 213H89V212H88ZM93 213H94V212H93ZM93 213H92V214H93ZM96 213L98 214V212H96ZM101 213H102V212H101ZM119 213H120V212H119ZM137 213H138V212H137ZM142 213H143V212H142ZM196 213H197V212H196ZM201 213H202V212L200 211V214H201ZM210 213H211V212H210ZM225 213H226V212H225ZM232 213H234V214H232ZM263 213H261V214H263ZM1 214H2V213H1ZM25 214H26V213H25ZM73 214H74V213H73ZM78 214H77V215H78ZM80 214H81V213H80ZM120 214H121V213H120ZM125 214H127V213H125ZM125 214H124V215H125ZM194 214H195V213H194ZM48 215H49V214H48ZM54 215H55V213H54ZM69 215H72V214H69ZM74 215H75V214H74ZM74 215H72V216H74ZM94 215H95V214H94ZM105 215H106V214H105ZM105 215L103 216V218L105 217ZM198 215H199V214H198ZM213 215H214V214H213ZM216 215H218V214H216ZM252 215H253V216H252ZM15 216H16V215H15ZM42 216H43V215H42ZM45 216H46V215H45ZM88 216H89V214H88ZM88 216H86V217L88 218ZM99 216H100V215H99ZM107 216H108V215H107ZM127 216H128V215H127ZM147 216H148V215H147ZM150 216H151V215H150ZM201 216H202V215H201ZM209 216H210V214H209ZM223 216H224V215H223ZM259 216H260V215H259ZM263 216H264V215H263ZM2 217H3V216H2ZM46 217L48 218V216H46ZM59 217H60V216H59ZM68 217H70V216H68ZM79 217H80V216H78V218H79ZM82 217H83V216H82ZM116 217H117V216H116ZM136 217H137V216H136ZM140 217H141V216H140ZM194 217H195V216H194ZM197 217H198V216H197ZM204 217H206V216H204ZM214 217H216V216H214ZM221 217H222V216H221ZM39 218H43V217H39ZM66 218H67V217H66ZM70 218H71V217H70ZM70 218H69L70 222H68V221H66V222L69 223V224L71 223L70 225H71L72 227H73V226L75 227L76 223H74V222L76 221V220H75L76 217H75V219H74L75 221H74V220L71 221ZM89 218H90V217H89ZM89 218H88V219H89ZM113 218H114V217H113ZM142 218H143V216H142ZM142 218H141V219H142ZM145 218H146V216H145ZM149 218H150V217H149ZM184 218H183V219H184ZM190 218H191V217H190ZM199 218H200V217H199ZM207 218H208V217H207ZM209 218H210V217H209ZM15 219H16V218H15ZM32 219H33V220H32ZM36 219H37V216H36ZM43 219H44V218H43ZM45 219H46V218H45ZM58 219H59V218H58ZM62 219H64V217H63ZM62 219H61V220H62ZM72 219H73V217H72ZM136 219H139V218H136ZM192 219H193V218H192ZM205 219H206V218H205ZM218 219H219V217H218ZM218 219H217V220H218ZM93 220H94V217H93ZM97 220H99V218H98ZM145 220H146V219H145ZM157 220H158V219H156V221H157ZM178 220H179V219H178ZM178 220H177V221H178ZM189 220H191V219H188V222H189ZM194 220H197V219H194ZM217 220H216V222H218ZM261 220H262V215H261ZM36 221H39V222H40L39 219L36 220ZM54 221H55V219H54ZM59 221H60V219L58 220V222H59ZM73 221H74V222H73ZM79 221H80V220H79ZM88 221H89V220H88ZM149 221H150V220H149ZM149 221H148V222H149ZM177 221H176V222H177ZM211 221H213V220H211ZM211 221H210V222H211ZM221 221H222V220H221ZM221 221H220V222H221ZM55 222H56V221H55ZM62 222H63V221H62ZM101 222H102V221H101ZM119 222H120V221H119ZM122 222H123V221H122ZM141 222H142V220H141ZM185 222H186V221H185ZM194 222H195V221H194ZM260 222H261V221H260ZM53 223H54V222H53ZM72 223H73V225H72ZM83 223H84V222H83ZM88 223H89V222H87V224H88ZM91 223H92V221H91ZM145 223H146V222H145ZM149 223H151V222H149ZM159 223H160V222H159ZM177 223H180V220H179ZM181 223H182V221H181ZM190 223H191V222H190ZM45 224H46V222H45ZM69 224H67V225H68L67 227L70 229ZM74 224H75V225H74ZM79 224H80V223H79ZM85 224H86V221H85ZM89 224H90V223H89ZM117 224H118V223H117ZM121 224H122V223H121ZM124 224H125V223H124ZM162 224H163V223H162ZM213 224H214V223H213ZM237 224H238V225H237ZM259 224H260V223L258 222V226H259ZM262 224H263V223H262ZM262 224H260V226H259L260 229H261V225H262ZM46 225H47V224H46ZM49 225H50V223H49ZM57 225H59V224L57 223ZM60 225L62 226V223H61ZM60 225H59V226H60ZM64 225H65V223H64ZM97 225H98V224H97ZM129 225H130V224H129ZM235 225H236V226H235ZM0 226H1V225H0ZM65 226H66V225H65ZM90 226H91V225H90ZM90 226H89V227H90ZM93 226H95V225H93ZM93 226H91V227H93ZM126 226H127V225H126ZM130 226H131V225H130ZM141 226H142V225H141ZM214 226H215V225H214ZM214 226H213V228H214ZM49 227H50V226H49ZM49 227H48V228H49ZM63 227H64V226H63ZM67 227H65L66 230L68 229ZM97 227H99V225H98ZM242 227H244V226H242ZM31 228H32V227H31ZM35 228H36V226H35ZM41 228H42V227H41ZM41 228H40V229H41ZM55 228H57V227L55 226ZM101 228H102V227H101ZM131 228H132V226H131ZM200 228H201V226H200ZM204 228H205V227H204ZM262 228H263V227H262ZM33 229H34V227H33ZM42 229H43V228H42ZM49 229H50V228H49ZM69 229H68V230H69ZM84 229H85V228H84ZM88 229H89V228H88ZM190 229H192V227H191ZM194 229H196V228H194ZM194 229H193V230H194ZM198 229H199V228H198ZM198 229H196V230H198ZM209 229H210V227H209ZM237 229H238V228H237ZM240 229H241V227H240ZM240 229H238V230H240ZM61 230H64V228L61 229ZM66 230L64 231V233H65V232H68V231H66ZM71 230H72V228H71ZM95 230H96V229H95ZM124 230H125V229H124ZM131 230H132V229H131ZM188 230H189V229H188ZM196 230H194V232H195ZM203 230H204V229H203ZM205 230H206V229H205ZM257 230H258V232H259V228H258ZM42 231H43V230H42ZM53 231H54V230H53ZM83 231H84V230H83ZM85 231H86V229H85ZM85 231H84V232H85ZM87 231H88V230H87ZM91 231H92V230H91ZM96 231H98V230H96ZM134 231H135V229H134ZM189 231H190V230H189ZM199 231H200V230H199ZM232 231H234V232H232ZM18 232H19V233H18ZM24 232H25V231H24ZM44 232H45V230H44ZM50 232H51V231H50ZM92 232H93V231H92ZM129 232H130V230H129ZM131 232H132V231H131ZM131 232H130L129 235H128L129 238H132V237H133V239H135V238H136L135 235H137V234L134 235V234H133L134 232H133V233H131ZM194 232H193V231L191 232L192 235H193ZM196 232H197V231H196ZM201 232H202V231H201ZM256 232H257V231H256ZM95 233H96V232H95ZM95 233H94V234H95ZM127 233H128V232H127ZM199 233H200V232H199ZM80 234H82L81 238H82L83 236H87L86 232H85V234H83V232L80 233ZM138 234H139V233H138ZM154 234H155V232H154ZM157 234H159V233H157ZM167 234H168V233H167ZM183 234H184V233H183ZM194 234H196V233H194ZM212 234H213V232H212ZM45 235H46V234H45ZM171 235H172V233H171ZM175 235H178V234H175ZM180 235H181V234H180ZM180 235H179L180 238L178 239V244L181 246V248H183V249H181L180 251H183L184 248L190 243V240H189V239H192V237L189 238L191 234H190V232H187V231L185 232L184 235H181V236H180ZM218 235H220V234H217V236H218ZM259 235H260V233H259ZM47 236H48V234H47ZM90 236H91V235H90ZM137 236H138V235H137ZM145 236H146V235H144V237H145ZM150 236H151V235H150ZM162 236H163V235H162ZM166 236H167V235H166ZM166 236H163V238H161V244H162V246H163V245H166V246L172 248V247H174V246L177 245V244H176V245H174V244H173V245H167V243H168V240H167V239H168V238H166ZM194 236H195V235H194ZM213 236H214V235H213ZM217 236H216V237H217ZM11 237H12V236H11ZM20 237H21V236H20ZM56 237H57V236H56ZM139 237H140V236H139ZM148 237H149V236H148ZM154 237H156V236H154ZM168 237H169V236H168ZM170 237H171V236H170ZM174 237H175V236H174ZM8 238H10V236H9ZM15 238L17 239V237H15ZM18 238H19V237H18ZM23 238H24V237H23ZM137 238H138V237H137ZM140 238H141V237H140ZM150 238H152V237H149L148 239H150ZM159 238H160V237H159ZM171 238H172V237H171ZM177 238H178V237H176V240H177ZM203 238H204V236H203ZM212 238H213V237H212ZM259 238H260V239H259ZM6 239H7V238H6ZM19 239H20V238H19ZM24 239H25V238H24ZM94 239H95V238H94ZM99 239H101V238H99ZM133 239H132V240H133ZM148 239H147V240H148ZM152 239L154 240V238H152ZM195 239H196V238H195ZM216 239H218V238H216ZM9 240H11V239H9ZM9 240H8V241H9ZM135 240H137V239H135ZM144 240H145V239H144ZM147 240H146V241H147ZM153 240H152V242H153ZM169 240H171V239H169ZM173 240H174V239H173ZM201 240H202V241H200V239H199L200 242H203L204 239H202V237H201ZM15 241H16V240H15ZM17 241H18V239H17ZM17 241H16V242H17ZM21 241H22V239H21ZM81 241H82V240H81ZM81 241H79L78 243H77V241H76V243L79 244L80 247L84 248V245L82 246V243L84 244L85 241H86V242H88V241H87V239H86L84 242H81ZM94 241H95V240H94ZM100 241H101V240H100ZM123 241H124V240H123ZM150 241H151V240H150ZM188 241H189V242H188ZM191 241H192V240H191ZM222 241L224 242V240H222ZM222 241H220V242H222ZM134 242H135V241H134ZM134 242H133V243H134ZM173 242H174V241H173ZM176 242H177V241H176ZM197 242H198V241H197ZM101 243H102V242H101ZM101 243H100V245H101ZM121 243H122V242H121ZM125 243H126V242H125ZM149 243H151V242H148V246L151 245V244H149ZM154 243H155V242H154ZM171 243H172V242H171ZM174 243H175V242H174ZM193 243H194L193 248L198 247V245H200L199 242H198L199 244L197 243L196 246H195V242H193ZM203 243H204V242H203ZM8 244H9V242H7V244H6L7 246H6V248L9 247ZM17 244H18V243H17ZM19 244H21V243H19ZM95 244H96V243H95ZM206 244H207V243H206ZM260 244H261V245H260ZM13 245H14V244H13ZM79 245H78V246H79ZM85 245L87 246V244H85ZM112 245H113V244H112ZM114 245H115V244H114ZM189 245L192 246V243L189 244ZM189 245H188L187 247H191V246H189ZM201 245H202V244H201ZM201 245H200V246H201ZM256 245H258V246L260 245V246H261V250L259 251L258 257H256L255 259H253V257H254L253 255H254V254H252L251 250H252L253 247L256 246ZM14 246H16V244H15ZM14 246L11 245V248L14 247ZM45 246H46V245H45ZM47 246H48V245H47ZM73 246H75V247H74V250H76V247H77V246H76V245H73ZM86 246H85V247H86ZM94 246H95V245H94ZM97 246H98V245H97ZM125 246H126V245H125ZM146 246H147V245H146ZM148 246H147V248H148ZM151 246H152V245H151ZM200 246H199V247H200ZM49 247H50V246H49ZM91 247H92V246H91ZM100 247H101V246H100ZM118 247H121V245L118 246ZM118 247H117V248H116L115 246L112 247V248L110 247L111 249H107V251L105 252V255H106V256H108V255L110 256L114 251H116V250L118 251V249H119ZM129 247H131V246H129ZM187 247H186V248H187ZM9 248H10V247H9ZM9 248H8V249H9ZM38 248H39V247H38ZM134 248L136 249L137 247H134ZM150 248H151V247H150ZM159 248H160V247H159ZM159 248H158V249H159ZM163 248H164V247H163ZM176 248H177V247H176ZM179 248H180V247H179ZM207 248H208V247H207ZM258 248H260V247H258ZM14 249H15V248H14ZM40 249H41V248H40ZM97 249H98V248H97ZM113 249H114V251H113ZM120 249H121V248H120ZM125 249H126V248H125ZM127 249H128V248H127ZM129 249H130V248H129ZM145 249H146V248H145ZM160 249H162V248H160ZM190 249H191V248H190ZM197 249H198V248H197ZM42 250H44V249H42ZM49 250H50V249H49ZM77 250H78V249H77ZM77 250H76V251H77ZM82 250H83V249H82ZM94 250H95V249H94ZM142 250H143V249H142ZM195 250H196V249H195ZM1 251H2V249H1ZM1 251H0V252H1ZM16 251H17V250H16ZM16 251H15V252H16ZM18 251H19V250H18ZM71 251H72V250H71ZM76 251H74V253H75ZM80 251H81V248H80ZM95 251H96V250H95ZM129 251L132 252V251H133V248H132V251H131V249H130ZM129 251H128V252H129ZM145 251H146V250H145ZM156 251H157V250H156ZM159 251H160V250H159ZM169 251H171V250H169ZM187 251H188V249H187ZM191 251H192V250H191ZM191 251H190V253H191ZM208 251H209V250H208ZM226 251H228V252H227L228 255H227ZM99 252H100V251H99ZM103 252H104V251H103ZM133 252L136 254L135 251H133ZM142 252H143V251H142ZM153 252H154V251H153ZM165 252H166V251H165ZM196 252H197V251H196ZM255 252H256V250H255ZM39 253H40V252H39ZM72 253H73V252H72ZM77 253H79V252L77 251L75 254H77ZM80 253H81V252H80ZM80 253H79V254H80ZM143 253H144V252H143ZM143 253H142V254H143ZM145 253H146V252H145ZM179 253H180V252H179ZM182 253L185 254V252H182ZM253 253H254V251H253ZM256 253H257V252H256ZM5 254H7V252H6ZM18 254H19V253H18ZM69 254H70V253H69ZM79 254H78V256H79ZM137 254H138V253H137ZM166 254H168V253H166ZM195 254H196V253H195ZM27 255H28V254H27ZM72 255H73V254H70V256H72ZM100 255H101V254H100ZM105 255H103V256H105ZM115 255H116V254H115ZM126 255H127V254H126ZM126 255H125V256H126ZM132 255H134V254H132ZM162 255H163V253H162ZM172 255H173V254H172ZM179 255H180V254H179ZM179 255L177 254V256L173 258V263L177 264V263H180V261H182V264H184V263H183V260H184V259L181 258V255H182V257H183V254H181L180 256H179ZM196 255H198V254H196ZM205 255H206V254H205ZM209 255H210V253H209L208 255H206V257L208 258ZM211 255H212V254H211ZM211 255H210V256H211ZM73 256H76V257H77V255H73ZM73 256H72V257H73ZM101 256H102V255H101ZM106 256H105V257H106ZM109 256H108V257H109ZM129 256H130V255H129ZM160 256H161V255H160ZM184 256H186V254H185ZM0 257H1V256H0ZM17 257H18V256H17ZM22 257H23V256H22ZM22 257H21V258H22ZM111 257H112V256H111ZM131 257H132V256H130L129 258H131ZM137 257H138V256H137ZM140 257H141V256H140ZM143 257H144V255H143ZM147 257H148V256H147ZM155 257H156V256H155ZM158 257H159V255H158ZM163 257L165 258V254L162 256V258H163ZM167 257H168V256H167ZM167 257H166V258H167ZM169 257H170V256H169ZM194 257H195V256H194ZM203 257H205V256H203ZM212 257H213V256H212ZM10 258H12V257H10ZM23 258H24V257H23ZM36 258H37V257H36ZM67 258H69V255H68ZM127 258H128V257H127ZM141 258H142V257H141ZM141 258H140V259H141ZM160 258H161V257H160ZM162 258H161V259H162ZM166 258H165V259H166ZM199 258H200V257H199ZM207 258H206V259H207ZM13 259H14V258H13ZM18 259H19V258H18ZM69 259H71V258H69ZM76 259H77V258H76ZM88 259H89V258H88ZM101 259H102V258H101ZM104 259H105V258H104ZM113 259H114V258H113ZM140 259H139V257H138V260H140ZM146 259H147V258H146ZM152 259H153V258H152ZM165 259H164V260H165ZM181 259H182V260H181ZM200 259H203V258L201 257ZM206 259H204V260H206ZM210 259H211V258L209 257V260H210ZM213 259H214V258H213ZM4 260H5V259H4ZM8 260H9V259H8ZM38 260H39V259H38ZM67 260H68V259H67ZM72 260H73V259H72ZM126 260H127V259H126ZM138 260L136 259V257H135V258L132 257L131 259H128V260L126 261V264H138V263H139ZM141 260H142V259H141ZM141 260H140V261H141ZM148 260H149V258H148ZM153 260H154V259H153ZM164 260H162V261H163L162 264H164ZM169 260H170V258H169ZM195 260H196V257H195ZM198 260H199V259H198ZM11 261H12V260H11ZM15 261H17V260H15ZM19 261H20V259H19ZM51 261H52V260H51ZM85 261H86V260H85ZM91 261H93V260H91ZM91 261L89 262L90 264H91V263H94V262H91ZM117 261H118V260H117ZM121 261H123V260H121ZM142 261H143V260H142ZM142 261H141V262H142ZM144 261H145V260H144ZM158 261H159V260H158ZM192 261H193V260H192ZM196 261H197V260H196ZM202 261H203V260H202ZM206 261H207V260H206ZM206 261H205V262H206ZM214 261H215V260H214ZM6 262H7V260H6ZM8 262H9V261H8ZM30 262H31V261H30ZM106 262H107V261H106ZM146 262H148V261H146ZM171 262H172V261H171ZM185 262H186V260H185ZM193 262H194V261H193ZM197 262H198V261H197ZM203 262H204V261H203ZM210 262H212V259H211ZM210 262H209V263H210ZM215 262H216V261H215ZM1 263H3V262H1ZM1 263H0V264H1ZM4 263H5V262H4ZM33 263H35V261H34ZM45 263H46V262H45ZM45 263H44V264H45ZM63 263L65 264V262H63ZM87 263H88V262H87ZM89 263H88V264H89ZM206 263H208V261H207ZM206 263H205V264H206ZM212 263H214V262H212ZM212 263H210V264H212ZM5 264H6V263H5ZM7 264H9V263H7ZM10 264H11V262H10ZM17 264H18V263H17ZM67 264H68V263H67ZM77 264H78V263H77ZM111 264H112V263H111ZM122 264H124V263H122ZM141 264H142V263H141ZM157 264H158V262H157ZM159 264H160V262H159ZM165 264H166V261H165ZM168 264H169V263H168ZM202 264H203V263H202Z\"/></svg>",
  "mask_w": 264,
  "mask_h": 264
}]
</instances>
